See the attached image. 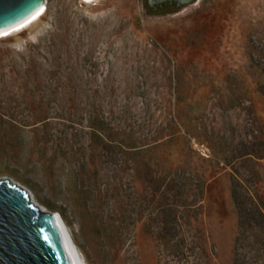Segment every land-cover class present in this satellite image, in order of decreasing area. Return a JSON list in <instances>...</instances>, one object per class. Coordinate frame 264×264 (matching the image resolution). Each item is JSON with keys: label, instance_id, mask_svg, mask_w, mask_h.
Instances as JSON below:
<instances>
[{"label": "rangeland", "instance_id": "1", "mask_svg": "<svg viewBox=\"0 0 264 264\" xmlns=\"http://www.w3.org/2000/svg\"><path fill=\"white\" fill-rule=\"evenodd\" d=\"M46 3L0 38V178L62 216L85 264H160L161 204L234 264V173L264 196V0Z\"/></svg>", "mask_w": 264, "mask_h": 264}, {"label": "water", "instance_id": "2", "mask_svg": "<svg viewBox=\"0 0 264 264\" xmlns=\"http://www.w3.org/2000/svg\"><path fill=\"white\" fill-rule=\"evenodd\" d=\"M47 0H0V31L16 27ZM51 215L10 177L0 179V264H77Z\"/></svg>", "mask_w": 264, "mask_h": 264}, {"label": "trees", "instance_id": "3", "mask_svg": "<svg viewBox=\"0 0 264 264\" xmlns=\"http://www.w3.org/2000/svg\"><path fill=\"white\" fill-rule=\"evenodd\" d=\"M257 139L260 147H263L264 137L257 136ZM250 154L253 153L250 152ZM235 175L234 173L232 194L239 217L233 263L264 264V196L256 189L257 178L254 175L248 176V180ZM197 176L200 177L198 193L203 196L205 179L200 174ZM177 185L174 186L177 195L184 194V191ZM161 206L164 216L161 214L160 220L158 217L157 230V238L162 250V252L160 250V264H217L215 262L218 252L217 245L207 238L204 229L191 222L189 224L191 230L184 231L177 218L179 216L178 206L173 204H161ZM185 233H190V237H186Z\"/></svg>", "mask_w": 264, "mask_h": 264}, {"label": "bare ground", "instance_id": "4", "mask_svg": "<svg viewBox=\"0 0 264 264\" xmlns=\"http://www.w3.org/2000/svg\"><path fill=\"white\" fill-rule=\"evenodd\" d=\"M85 1H88L89 3H94L98 0H85ZM47 9H48L47 3L45 2L44 5L36 13L32 14L29 18L25 19L23 22H21L16 27L0 31V38L8 37V36H11L13 34L20 33L22 31L26 30L27 28H29L31 25L33 26L35 23H37L39 20H41L46 15ZM1 178H5V177H1ZM18 184H20L23 188L28 190L32 201L37 202V204L41 205L42 208L47 213H49V215H51L52 219L55 221V224L59 229L58 231L61 233L66 244L68 245L70 253L73 256L76 263L77 264H85L84 260L82 258V255L79 251V247L76 244V242L74 241V239L72 238V236L69 232V228L66 225L65 221L62 219V216L59 213H57V211L51 210V209L47 208L44 204H42L34 195L35 193L33 191H31L26 185L21 184V183H18Z\"/></svg>", "mask_w": 264, "mask_h": 264}, {"label": "flooded vegetation", "instance_id": "5", "mask_svg": "<svg viewBox=\"0 0 264 264\" xmlns=\"http://www.w3.org/2000/svg\"><path fill=\"white\" fill-rule=\"evenodd\" d=\"M196 0H144V7L147 11L158 12H176L181 6L187 3H193Z\"/></svg>", "mask_w": 264, "mask_h": 264}]
</instances>
